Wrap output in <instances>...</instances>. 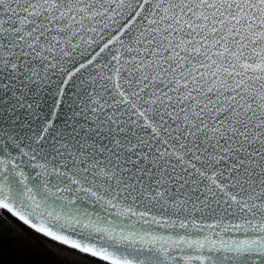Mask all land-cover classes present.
I'll return each instance as SVG.
<instances>
[{
	"label": "snow or ice",
	"instance_id": "snow-or-ice-1",
	"mask_svg": "<svg viewBox=\"0 0 264 264\" xmlns=\"http://www.w3.org/2000/svg\"><path fill=\"white\" fill-rule=\"evenodd\" d=\"M0 209L51 264H264V0H0Z\"/></svg>",
	"mask_w": 264,
	"mask_h": 264
},
{
	"label": "rangeland",
	"instance_id": "rangeland-1",
	"mask_svg": "<svg viewBox=\"0 0 264 264\" xmlns=\"http://www.w3.org/2000/svg\"><path fill=\"white\" fill-rule=\"evenodd\" d=\"M0 236V264H51L44 252L20 247L14 240L21 232H28L17 224ZM63 264V262H59Z\"/></svg>",
	"mask_w": 264,
	"mask_h": 264
},
{
	"label": "trees",
	"instance_id": "trees-1",
	"mask_svg": "<svg viewBox=\"0 0 264 264\" xmlns=\"http://www.w3.org/2000/svg\"><path fill=\"white\" fill-rule=\"evenodd\" d=\"M17 224L24 230L28 232L30 231L21 222L12 217L7 211L0 209V236L13 228H18Z\"/></svg>",
	"mask_w": 264,
	"mask_h": 264
}]
</instances>
